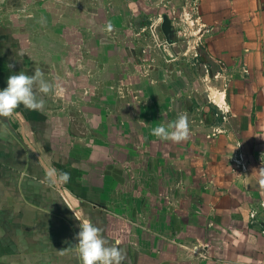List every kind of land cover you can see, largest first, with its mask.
<instances>
[{"label":"crops","instance_id":"0c3cea01","mask_svg":"<svg viewBox=\"0 0 264 264\" xmlns=\"http://www.w3.org/2000/svg\"><path fill=\"white\" fill-rule=\"evenodd\" d=\"M192 2L208 57L231 75L220 115H199L179 95V72L141 75L131 52L52 36L45 4L41 35L29 33L34 21L24 36L0 17V90L35 69L63 89L43 95L42 111L20 105L0 117V264H80L75 216L120 240L123 264H264V188L253 172L264 167V0ZM181 113L187 141L151 135ZM52 169L71 179H49Z\"/></svg>","mask_w":264,"mask_h":264},{"label":"rangeland","instance_id":"374dc122","mask_svg":"<svg viewBox=\"0 0 264 264\" xmlns=\"http://www.w3.org/2000/svg\"><path fill=\"white\" fill-rule=\"evenodd\" d=\"M192 1L0 0V17L7 23L11 20L18 22L24 36L27 34L26 22L31 20L32 25L34 21L35 26L29 28V33L33 31L36 36L41 35L45 4V16L50 18L52 36H82L85 40L93 36L94 44L104 43L114 47L116 52H123L125 56L131 52L135 58L134 63L141 66V75L146 72L149 75L153 68L164 66L179 72L184 83H187L185 92L179 95H188L191 105L199 110V115L208 108L213 110V115H220L218 109L225 107L226 103L223 106L220 104L226 98L231 75L225 70L223 61L208 57L205 38L200 32L202 27L198 20V10ZM164 14L173 27V47L165 42L161 32L160 24ZM108 22L113 25V31H102ZM162 43L166 53L160 50ZM90 44L83 41L84 51L91 47ZM55 45L58 47V44ZM77 48L80 50L82 47ZM163 53L174 58L173 61L164 63ZM132 69V74L137 71L133 66Z\"/></svg>","mask_w":264,"mask_h":264},{"label":"clouds","instance_id":"9594fccd","mask_svg":"<svg viewBox=\"0 0 264 264\" xmlns=\"http://www.w3.org/2000/svg\"><path fill=\"white\" fill-rule=\"evenodd\" d=\"M105 32L113 31V25L108 22L104 28ZM43 72L35 69L34 75L29 76L24 72L11 75L7 79V87L0 90V117H12L16 109L23 105L30 111H42L44 108L43 95L54 93L61 95L63 89L59 84H51L43 78ZM35 88V91H34ZM38 94L39 97L38 98ZM151 135L162 141L180 143L187 141L190 137L188 116L181 113L177 118L167 125H159L151 130ZM256 172L259 185L264 188V167ZM49 179L55 182L67 183L71 175L67 172H60L57 179L56 170H49ZM80 222V230L76 234V250L80 264H123L125 254L120 247L121 241L109 242L102 230L95 226L90 219H83L75 216Z\"/></svg>","mask_w":264,"mask_h":264},{"label":"water","instance_id":"95a60500","mask_svg":"<svg viewBox=\"0 0 264 264\" xmlns=\"http://www.w3.org/2000/svg\"><path fill=\"white\" fill-rule=\"evenodd\" d=\"M160 28H161V31L166 38V43L171 44L172 43V40H171V33H172L171 23H170V21L166 15H163V17H162V22H161Z\"/></svg>","mask_w":264,"mask_h":264},{"label":"built area","instance_id":"2783aa9c","mask_svg":"<svg viewBox=\"0 0 264 264\" xmlns=\"http://www.w3.org/2000/svg\"><path fill=\"white\" fill-rule=\"evenodd\" d=\"M254 215V214H253ZM253 215L251 217H253Z\"/></svg>","mask_w":264,"mask_h":264},{"label":"flooded vegetation","instance_id":"af4514ba","mask_svg":"<svg viewBox=\"0 0 264 264\" xmlns=\"http://www.w3.org/2000/svg\"><path fill=\"white\" fill-rule=\"evenodd\" d=\"M171 35H172V33H171Z\"/></svg>","mask_w":264,"mask_h":264}]
</instances>
